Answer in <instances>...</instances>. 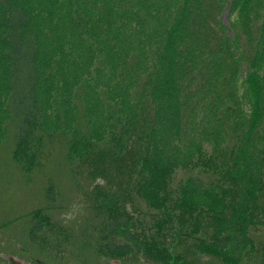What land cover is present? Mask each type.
Wrapping results in <instances>:
<instances>
[{
  "label": "rangeland",
  "instance_id": "374dc122",
  "mask_svg": "<svg viewBox=\"0 0 264 264\" xmlns=\"http://www.w3.org/2000/svg\"><path fill=\"white\" fill-rule=\"evenodd\" d=\"M19 1L32 14L41 50L40 101L48 112V133L70 138L78 120L75 94L88 84L86 103L93 140L96 145L107 142L112 121L105 103L125 101L132 108L131 85L122 81L126 67L136 64L144 79L154 77L160 129L155 152L143 173L137 171V179L157 187L154 195L160 199L153 216L137 226L144 243L140 256L110 255L111 243H127L122 234L104 241L98 232L97 241L90 245L85 236L89 214L82 203L85 214L69 225L62 223V214L73 210L80 197L57 157L46 153L43 166L34 165V157L21 163V158L13 159L12 144L5 136L11 85L0 44V264H10L12 257L25 264H264V141L261 143L260 136L250 139L228 161L225 132L219 123L222 105L209 110L211 103L224 104L215 96L205 99L208 108L193 116L188 134L181 127L182 103L175 88L204 58L192 35L195 16L205 9L202 0ZM245 1L217 3L224 8L221 24L233 31L234 37L240 35V46L250 51V43L258 37L261 40L254 33L264 23V2L250 1L243 14L244 27L243 15L236 6ZM218 63L217 59L214 67L221 70ZM234 85L241 90L243 80ZM201 160L206 167L199 166ZM223 161L227 166L222 171L228 181L221 189L197 197L188 183L189 176L211 173V166L217 169V163ZM53 178L62 186L61 198L57 206L46 211L49 220H44V233L35 245L29 237V217L47 206L45 189ZM172 181L176 187L172 198L163 197L160 186ZM221 212H227V216ZM235 220L244 228L243 245L234 241L233 233L222 231L224 224ZM62 228L68 238L59 239L68 247L58 254L49 245L57 231L63 233ZM221 237L235 242L225 252L214 246Z\"/></svg>",
  "mask_w": 264,
  "mask_h": 264
},
{
  "label": "trees",
  "instance_id": "16d2710c",
  "mask_svg": "<svg viewBox=\"0 0 264 264\" xmlns=\"http://www.w3.org/2000/svg\"><path fill=\"white\" fill-rule=\"evenodd\" d=\"M250 1L236 6L241 15L247 13ZM120 2L128 3V0ZM202 5L205 9L196 14L192 35L204 58L175 88L182 103L181 127L188 134L193 116L199 110L208 108L205 99L213 96L221 99L224 104L211 103L209 110L222 105L219 123L225 132L223 143L227 147L224 153L229 150L230 161L229 156L250 139L260 136L261 143L264 141V23L257 25L259 27L254 33L256 37L260 35L261 40L258 37L257 41H252L251 50L246 51L243 44L240 46L243 41L240 35L234 37V32L219 21L224 8L217 0H202ZM253 12L257 13L258 10ZM244 20L243 15L241 21L245 27ZM0 44L4 48L3 59L11 85L6 104L9 120L5 126V136L12 144L13 159H22L21 163L34 157L37 159L33 161L34 165L43 166L46 153L57 157L61 161L60 168L71 175L74 191L80 197L74 205L82 203L88 210L85 236L90 245L99 236L98 232L103 234L104 241L122 234L127 243H111L110 255H142L144 243L140 241L141 233L137 228L153 216V208L160 199L154 195L158 193L157 187L152 188L145 180L137 179V171L143 173L147 161L155 152L154 145L160 129L159 97L154 77L144 79L136 64L126 67L122 81L131 85L132 108L125 101L105 103L106 113L112 121V135L107 142L96 145L86 103L88 84H83L75 94L78 120L70 138L61 133L45 131L48 112L40 101L41 50L33 31L32 14L19 0H0ZM217 59L222 64L221 70L214 67ZM240 80H243V87L238 90L234 83ZM88 141L93 144H87ZM82 148L86 149L80 153L79 149L82 151ZM47 158L49 160V155ZM199 166L206 167V162L201 160ZM225 166V161L219 162L217 169L211 166V173L189 176L188 183L197 197L225 185L228 181L222 171ZM174 188V181L162 184V196L172 198ZM45 190L47 206L29 217L32 223L29 237L35 245L44 233V220H49L45 218L46 211L57 206L62 186L53 178ZM221 214L227 216V212ZM240 225L242 223L235 220L224 224L222 231L233 233L234 241L243 245L244 228ZM62 230L63 233L59 230L54 234L55 238L52 239L55 241L49 245L58 254L65 253L68 247L60 242V236L62 240L68 238V233L64 236L65 229ZM69 235L74 238L72 231ZM231 243L235 242L221 237L215 240L214 246L225 252Z\"/></svg>",
  "mask_w": 264,
  "mask_h": 264
},
{
  "label": "clouds",
  "instance_id": "9594fccd",
  "mask_svg": "<svg viewBox=\"0 0 264 264\" xmlns=\"http://www.w3.org/2000/svg\"><path fill=\"white\" fill-rule=\"evenodd\" d=\"M84 214L85 213L83 211V206L77 205L74 207L73 210H69L68 212L63 213L61 216V221L65 225H69V224H71L72 221L77 220L78 216H82Z\"/></svg>",
  "mask_w": 264,
  "mask_h": 264
},
{
  "label": "water",
  "instance_id": "95a60500",
  "mask_svg": "<svg viewBox=\"0 0 264 264\" xmlns=\"http://www.w3.org/2000/svg\"><path fill=\"white\" fill-rule=\"evenodd\" d=\"M11 264H25L23 262H21L20 260L16 259V258H9L8 260Z\"/></svg>",
  "mask_w": 264,
  "mask_h": 264
},
{
  "label": "flooded vegetation",
  "instance_id": "af4514ba",
  "mask_svg": "<svg viewBox=\"0 0 264 264\" xmlns=\"http://www.w3.org/2000/svg\"><path fill=\"white\" fill-rule=\"evenodd\" d=\"M10 263V262H9ZM11 264V263H10Z\"/></svg>",
  "mask_w": 264,
  "mask_h": 264
}]
</instances>
